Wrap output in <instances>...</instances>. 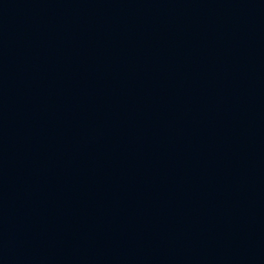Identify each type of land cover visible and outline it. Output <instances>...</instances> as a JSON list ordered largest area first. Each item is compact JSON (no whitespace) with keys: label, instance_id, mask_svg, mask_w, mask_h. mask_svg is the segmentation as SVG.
Returning a JSON list of instances; mask_svg holds the SVG:
<instances>
[{"label":"water","instance_id":"obj_1","mask_svg":"<svg viewBox=\"0 0 264 264\" xmlns=\"http://www.w3.org/2000/svg\"><path fill=\"white\" fill-rule=\"evenodd\" d=\"M0 264H264V0H0Z\"/></svg>","mask_w":264,"mask_h":264}]
</instances>
